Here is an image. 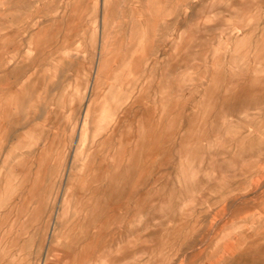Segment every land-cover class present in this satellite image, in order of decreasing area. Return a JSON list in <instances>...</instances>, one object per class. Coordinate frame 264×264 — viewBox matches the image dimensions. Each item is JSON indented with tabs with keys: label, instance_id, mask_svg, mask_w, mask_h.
Returning a JSON list of instances; mask_svg holds the SVG:
<instances>
[{
	"label": "rangeland",
	"instance_id": "374dc122",
	"mask_svg": "<svg viewBox=\"0 0 264 264\" xmlns=\"http://www.w3.org/2000/svg\"><path fill=\"white\" fill-rule=\"evenodd\" d=\"M0 264H264V0H0Z\"/></svg>",
	"mask_w": 264,
	"mask_h": 264
}]
</instances>
